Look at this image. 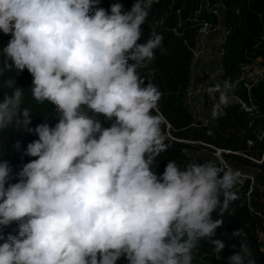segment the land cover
<instances>
[{
  "label": "clouds",
  "instance_id": "1",
  "mask_svg": "<svg viewBox=\"0 0 264 264\" xmlns=\"http://www.w3.org/2000/svg\"><path fill=\"white\" fill-rule=\"evenodd\" d=\"M155 2L134 0L126 12L113 3L109 13L100 0H0V32L11 36L0 74L27 69L32 98L59 114L55 126L28 127L24 90L5 82L12 92L0 100V130L23 127L38 139L18 172L0 161V240L18 225L0 244V264H193L200 240L220 258L224 222L212 213L234 214L242 173L210 161L154 170L168 149L162 93L139 70L164 51L163 36L152 30L138 41ZM234 88L227 80L207 87L218 95L213 119L236 102ZM231 235L241 243L228 264H257L244 229Z\"/></svg>",
  "mask_w": 264,
  "mask_h": 264
},
{
  "label": "trees",
  "instance_id": "2",
  "mask_svg": "<svg viewBox=\"0 0 264 264\" xmlns=\"http://www.w3.org/2000/svg\"><path fill=\"white\" fill-rule=\"evenodd\" d=\"M113 3H121L126 12L131 10L134 0H100L98 6L110 13ZM141 30L138 43L145 42L152 30L163 36L164 51L156 49L151 64L139 70L145 82H152L162 93L158 108L165 121L162 132L168 149L156 158V173L162 174L169 160L181 167L197 161L192 153L202 149L218 151L227 168L242 173L243 182L232 190L238 195L231 204L234 214L220 217L219 209L212 213L213 219H223L217 238L224 239L226 247L217 258L211 245L200 240L193 250V263L228 264V258L239 250L241 243L231 233L243 228L257 264H264L260 236L264 234V0H158ZM219 30L223 32L219 49L222 69L226 80L235 85L232 95L236 102L225 108V114L218 119H213L211 112L199 119L189 102L192 70L206 35L212 37ZM6 40L0 32V50L6 46ZM4 61L0 54V69ZM247 66H257L262 72L255 79L245 78L243 71ZM9 79L24 90L21 109L30 112L28 127L35 129L41 123L55 126L59 114L48 102L32 98V76L27 69L20 73L4 70L0 74V100L5 94L11 95L12 89L5 86ZM99 119L103 127L110 126V121ZM37 139L36 134L23 127L0 130V161H7L14 173L18 172L23 164L34 159L24 155V151ZM2 234L5 240L8 234L18 235V225L3 228ZM5 240H0V244ZM117 264L129 262L121 257Z\"/></svg>",
  "mask_w": 264,
  "mask_h": 264
},
{
  "label": "rangeland",
  "instance_id": "3",
  "mask_svg": "<svg viewBox=\"0 0 264 264\" xmlns=\"http://www.w3.org/2000/svg\"><path fill=\"white\" fill-rule=\"evenodd\" d=\"M222 35L223 32L220 30L212 37L206 35L203 40L202 49L197 54V59L193 66L189 89V102L199 119H204L212 111L213 105L218 102V95L215 98L209 97L206 91L207 87L217 82L223 83L226 81L219 51ZM5 42V45H7L8 41L6 40ZM208 44H211V46ZM254 70L258 72L260 68L254 66ZM192 156L200 163L210 161L217 166L227 168L218 151L212 152L207 149H202L194 151Z\"/></svg>",
  "mask_w": 264,
  "mask_h": 264
},
{
  "label": "built area",
  "instance_id": "4",
  "mask_svg": "<svg viewBox=\"0 0 264 264\" xmlns=\"http://www.w3.org/2000/svg\"><path fill=\"white\" fill-rule=\"evenodd\" d=\"M6 38H7V41H9L10 39H11V36L10 35H6ZM244 73H243V76L245 77V78H249V79H255L256 77H257V75L260 73V72H262V69L260 68V71H258V72H256L255 70H254V67H245L244 68V71H243ZM260 236H261V240H262V242H263V244H262V250H263V252H264V234L263 233H260Z\"/></svg>",
  "mask_w": 264,
  "mask_h": 264
}]
</instances>
